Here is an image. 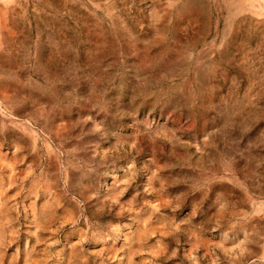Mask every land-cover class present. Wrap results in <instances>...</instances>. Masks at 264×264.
<instances>
[{"label": "rangeland", "instance_id": "rangeland-1", "mask_svg": "<svg viewBox=\"0 0 264 264\" xmlns=\"http://www.w3.org/2000/svg\"><path fill=\"white\" fill-rule=\"evenodd\" d=\"M0 264H264V0H0Z\"/></svg>", "mask_w": 264, "mask_h": 264}]
</instances>
